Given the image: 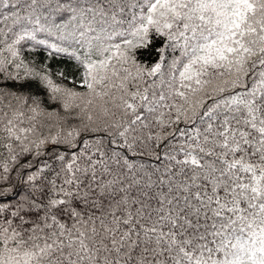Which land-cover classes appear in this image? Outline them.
Listing matches in <instances>:
<instances>
[{"label":"snow or ice","instance_id":"1","mask_svg":"<svg viewBox=\"0 0 264 264\" xmlns=\"http://www.w3.org/2000/svg\"><path fill=\"white\" fill-rule=\"evenodd\" d=\"M0 264H264V0H0Z\"/></svg>","mask_w":264,"mask_h":264},{"label":"trees","instance_id":"2","mask_svg":"<svg viewBox=\"0 0 264 264\" xmlns=\"http://www.w3.org/2000/svg\"><path fill=\"white\" fill-rule=\"evenodd\" d=\"M144 59H146V60H147L148 58H147V57H144Z\"/></svg>","mask_w":264,"mask_h":264}]
</instances>
